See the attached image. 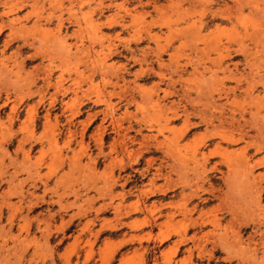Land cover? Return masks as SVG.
<instances>
[{
	"label": "rangeland",
	"instance_id": "obj_1",
	"mask_svg": "<svg viewBox=\"0 0 264 264\" xmlns=\"http://www.w3.org/2000/svg\"><path fill=\"white\" fill-rule=\"evenodd\" d=\"M261 82L264 0H0V264H264ZM219 84H238L225 111L251 112L243 139H212L194 115L168 121L172 103L192 112ZM191 203L211 222L185 230Z\"/></svg>",
	"mask_w": 264,
	"mask_h": 264
},
{
	"label": "bare ground",
	"instance_id": "obj_2",
	"mask_svg": "<svg viewBox=\"0 0 264 264\" xmlns=\"http://www.w3.org/2000/svg\"><path fill=\"white\" fill-rule=\"evenodd\" d=\"M97 28V27H96ZM239 37V36H238ZM215 45H216V43H215ZM217 47V46H216ZM216 47H215V49H216ZM228 47V46H227ZM218 50V49H217ZM228 50V49H227ZM242 50V49H241ZM225 50H223V51H219V52H224ZM226 52V51H225ZM229 55V54H228ZM221 83V82H220ZM247 84L248 85H246V89L242 92V94H243V98H244V96L245 97H248V98H250L251 97V90L254 88V84H252V83H250V81L249 82H247ZM264 84V82H261V85H263ZM219 85H221V84H219ZM238 85V84H237ZM237 85H235V87L233 88H226V87H224V85H221V86H219V87H217L218 86V84H217V86L215 87H213L212 88V90L209 92H207V93H202V94H205L207 97L205 98V95H204V98L202 97V96H199V95H201V94H199L198 93V95L196 96V98H194L192 101V103H191V105L193 106H191L193 109L191 110L192 112H190L189 110H187L188 108H186L185 107V105H183V106H180V108H179V106H178V104L179 103H170L169 105H170V116H169V118H168V121H170V122H175L177 119H179V118H183V121L184 122H186V124H187V122H189V120H191L190 119V116H192V115H194V116H197V117H199V119H200V121L199 122H203V123H207V124H210V125H212L214 128H217L216 130L215 129H213L212 127H209V128H211V131L213 132L214 130H215V132L213 133V134H210V135H212V139H218L219 140V142H223V143H226V144H234V143H236V142H238L239 140H241V139H243L244 137H245V135L247 134V131L243 128V125L246 123L245 122V114L246 113H248V112H250V111H247L246 109H243L242 110V112H239L238 113V116H239V118L237 119L236 117H235V114H234V111H238V110H234L233 111V107L231 108L232 110H229V112H227V111H225V108L227 109V107H226V101H228V99H229V97H230V95L232 94V96L231 97H235V96H237V95H235V92H234V90H235V88H238V86ZM196 90V89H195ZM184 90H182V92H183ZM203 91V90H202ZM204 92V91H203ZM169 93H173V92H168L167 94H169ZM264 93V92H263ZM165 94V93H164ZM214 94L216 95V97H214ZM182 95V94H181ZM180 95V96H181ZM223 96V97H222ZM257 96V95H256ZM263 96H264V94H263ZM182 97V96H181ZM221 97L225 100L224 102H219V100L221 99ZM257 97H259V96H257ZM261 97V96H260ZM202 98H203V100H202ZM160 99V98H159ZM235 98H233V100H234ZM218 100V101H217ZM232 99H230L229 101H231ZM232 100V101H233ZM244 100V99H243ZM182 101V100H181ZM231 101V102H232ZM172 102V101H171ZM202 102V103H201ZM262 102V100L261 99H258V101L256 102V100H255V102H254V104L256 103H261ZM199 104V103H201L200 104V109L199 108H197V107H195V105L196 104ZM238 103V102H237ZM159 104H160V102H159ZM189 104V103H188ZM229 104V103H228ZM231 105H234L235 106V104H234V102L233 103H230ZM166 105V104H165ZM164 106V105H163ZM163 106H162V108H163ZM188 106V105H187ZM237 106V105H236ZM261 107H263L264 108V102H262L261 103V105H260ZM202 107V108H201ZM242 107H243V105H242ZM261 107H259V108H261ZM169 108V107H168ZM205 108H206V110H205ZM245 108V107H244ZM248 108V107H247ZM165 109V108H164ZM229 109H230V106H229ZM235 109V108H234ZM240 109V108H239ZM263 110V109H262ZM165 111H167V110H165ZM164 111V113H166ZM206 111H207V113H208V111H209V113H208V115H209V117H207L208 115H207V113H206ZM163 112V111H162ZM251 113V112H250ZM257 113H258V110H257ZM256 113V114H257ZM262 114V113H261ZM207 115V116H206ZM249 115H252V114H249ZM258 115V114H257ZM264 115V114H263ZM263 115H261V116H263ZM165 116V115H164ZM168 116V115H167ZM252 117V116H251ZM259 117V116H258ZM260 118V117H259ZM193 119V118H192ZM195 119H197V118H195ZM240 120H243L242 121V123L240 122ZM247 120V119H246ZM261 120H263V118L261 119ZM182 121V122H183ZM196 121V120H195ZM216 122L215 123V125L214 124H212L213 122ZM88 122V121H87ZM264 122V121H263ZM193 123H194V121H193ZM250 123V122H249ZM254 123V125H252V127H257L256 125H255V122H253ZM170 124V123H169ZM189 124H191V122L189 123ZM247 124V123H246ZM245 124V125H246ZM259 125V124H258ZM248 126V125H247ZM260 126V125H259ZM258 126V127H259ZM186 127H188V126H186ZM100 128V127H99ZM249 128H250V126H249ZM252 129V128H251ZM248 130V129H247ZM253 130V129H252ZM183 131H185V130H183ZM182 131V132H183ZM120 132V131H119ZM151 132V131H150ZM253 132V131H252ZM255 132H257V131H255ZM117 133V132H116ZM153 133V132H152ZM158 133V132H157ZM211 133V132H210ZM250 133V132H249ZM248 133V135H250ZM261 133V132H260ZM263 133V132H262ZM120 134H122V133H120ZM126 133H124V135H125ZM148 134V133H147ZM159 134V133H158ZM181 134V133H180ZM254 134V133H253ZM256 134H258V135H262V134H259V132L258 133H256ZM127 135V134H126ZM149 135V134H148ZM235 135H237L238 137H236ZM117 136H119V135H117ZM140 136V135H139ZM165 136V135H164ZM252 136V135H251ZM264 136V135H263ZM262 136V137H263ZM127 137V136H126ZM146 137V136H145ZM156 137V136H155ZM163 137V136H162ZM161 137V138H162ZM168 137V136H167ZM179 137V136H178ZM211 137V136H210ZM250 137V136H249ZM248 137V138H249ZM254 137H255V135H254ZM150 138V137H149ZM157 138V137H156ZM170 138V137H169ZM169 138H165V139H169ZM177 138V137H176ZM251 138V137H250ZM259 138H261V137H259ZM122 139H124V138H122ZM121 139V140H122ZM126 139V138H125ZM127 139H128V137H127ZM141 139H143V138H141ZM153 139V138H152ZM155 139V138H154ZM175 139V138H174ZM173 139V140H174ZM262 139V138H261ZM143 140H145V138L143 139ZM156 140V139H155ZM158 140V139H157ZM177 140H179V139H177ZM177 140H174V141H177ZM251 140V139H250ZM254 140L256 141V139L254 138ZM118 141V140H117ZM141 141V140H140ZM139 141V142H140ZM162 141V140H161ZM163 141H164V139H163ZM167 141V143L169 144V142H168V140H166ZM165 141V142H166ZM174 141H172V143L174 142ZM216 141V140H215ZM214 141V142H215ZM249 141V140H248ZM247 141V142H248ZM139 142H137V144L139 143ZM141 142H143V141H141ZM164 142V143H165ZM244 142V141H243ZM250 142V141H249ZM251 142H252V140H251ZM260 142V141H259ZM126 143V142H125ZM145 143V142H144ZM148 143V142H147ZM153 143H155V141L153 142ZM217 143V145H216V148H219L220 147V143L218 144V142H216ZM215 143V144H216ZM246 143V142H245ZM256 143H258V142H255V143H253V145H255ZM162 144V143H161ZM182 144V143H181ZM181 144H175V145H181ZM243 144V143H242ZM261 144H262V142H261ZM140 145H142L141 143H140ZM152 146L154 145V144H151ZM158 143H156V148L158 147L159 149H157V150H159V151H161V145H158ZM166 145V144H165ZM173 145V144H172ZM211 145V144H210ZM262 145H264V143L262 144ZM155 146V145H154ZM160 146V147H159ZM170 146H171V144H170ZM174 146V145H173ZM248 146H250V143H249V145ZM251 146H252V143H251ZM256 146V145H255ZM260 147V143H259V145L257 144V147ZM138 147H139V144H138ZM168 147V146H167ZM224 147V146H223ZM242 147H245V144H243V146ZM241 147V148H242ZM126 148V147H125ZM149 148V147H148ZM151 148L152 147H150V150H151ZM165 148V147H164ZM184 148V147H183ZM199 148V147H198ZM202 148V147H201ZM206 148V147H205ZM208 148V147H207ZM240 148V149H241ZM254 148V147H253ZM131 149V148H130ZM134 149V148H133ZM140 149V148H139ZM144 149V148H143ZM174 149V148H173ZM181 149V148H180ZM184 149H186V148H184ZM183 149V150H184ZM215 149V148H214ZM221 149V148H220ZM224 149V148H223ZM226 149V148H225ZM245 149V148H244ZM124 150V149H123ZM135 150H136V148H135ZM141 150V149H140ZM165 150V149H164ZM219 150V149H218ZM131 151V150H130ZM175 151V150H174ZM229 151V150H228ZM235 151V150H234ZM126 152V151H125ZM132 152H134V153H137V152H135L134 150L132 151ZM157 152V151H156ZM155 152V153H156ZM163 152V151H162ZM162 152H161V154H162ZM197 152H198V150H197ZM210 152V151H209ZM140 153V152H139ZM176 153V152H175ZM200 153V152H199ZM216 153V152H215ZM227 153V152H226ZM203 154V153H202ZM212 154V153H211ZM225 154V153H224ZM228 154H230V153H228ZM233 154V153H232ZM131 154H129V156H130ZM140 155H141V153H140ZM163 156L165 155L164 153L162 154ZM168 155V154H167ZM187 155H188V153H187ZM196 155V154H195ZM215 155V154H214ZM226 155V154H225ZM234 155V154H233ZM200 156V155H199ZM207 156H208V154H207ZM207 156H204L203 155V159L204 160H202L203 162H206V161H208L210 158H208ZM223 156V155H222ZM235 156V155H234ZM263 155H261V157H262ZM131 157V156H130ZM225 156H223V158H224ZM238 157V154H237V156H236V158ZM242 157V156H241ZM167 158H168V156H167ZM197 158V157H196ZM199 158V157H198ZM202 158V157H201ZM223 158H222V160H223ZM227 158H229V157H227ZM252 158H254V157H252ZM129 159H131V158H129ZM153 160V157L152 158H150V160ZM155 159V158H154ZM161 158H159V160H160ZM169 159V158H168ZM170 159H171V157H170ZM178 159V158H177ZM184 159V161H186L185 159L186 158H183ZM213 159V158H212ZM230 159V158H229ZM229 159H228V161H229ZM232 159L233 158H231L230 159V163L232 164V162L233 161H235V160H233L232 161ZM239 159V158H238ZM251 159V158H250ZM249 159V160H250ZM199 160H200V158H199ZM221 159H219V161H220ZM240 160V159H239ZM239 160H237V161H239ZM243 160V159H242ZM263 160V159H262ZM148 161V160H147ZM146 161V162H147ZM164 160H162V162H163ZM177 161H179V159L177 160ZM183 161V162H184ZM244 161V160H243ZM174 162V161H173ZM202 162V163H203ZM247 162V161H246ZM257 162V163H256ZM255 163H253V166L255 165V167L256 166H259V165H261V164H263V162L262 161H259L258 162V159H257V161H256ZM148 163V162H147ZM150 163V162H149ZM187 163V162H186ZM188 163H189V161H188ZM195 164H196V166H197V163H198V161H195L194 162ZM208 163V162H207ZM215 163H217V162H215ZM218 163H220V162H218ZM227 163V161H225V164ZM162 164V163H161ZM168 164V163H167ZM233 164H234V162H233ZM237 164V163H236ZM150 165V164H149ZM163 165V164H162ZM161 165V166H162ZM180 165V164H179ZM200 166L202 165V164H199ZM204 165V164H203ZM210 165V164H209ZM216 164H214V168L216 167L215 166ZM227 165H229V164H227ZM245 165H247V164H245ZM150 166H152V165H150ZM160 166V165H159ZM169 167H170V165H168ZM192 166V165H191ZM199 166V167H200ZM211 166V165H210ZM209 166V167H210ZM218 166V165H217ZM231 166V165H230ZM238 166V168H239V166L242 168V167H244V165H242V161L240 162L239 161V164L237 165ZM252 166V165H251ZM253 166H252V168H251V170L253 169ZM149 167V166H148ZM157 167V166H156ZM182 167V166H181ZM184 167V166H183ZM193 167V166H192ZM208 167V168H209ZM225 167H226V165H225ZM232 167V166H231ZM235 167V166H234ZM247 167V166H246ZM246 167H244V169H243V172H244V170H245V168ZM249 167H247V170H248V168ZM260 167V166H259ZM159 168V167H158ZM158 168H156V169H158ZM201 168H202V166H201ZM208 168H206V169H208ZM237 168V167H236ZM237 168V169H238ZM249 168V169H250ZM177 169V168H176ZM187 169V167L185 168V170ZM190 169V168H189ZM192 169V168H191ZM197 169V167L195 168V170ZM212 169V168H211ZM225 169V168H224ZM223 169V170H224ZM228 169H230V168H227L226 170H228ZM159 170V169H158ZM161 170V169H160ZM171 170H172V167H171ZM177 170H179V169H177ZM194 169H192V173L195 171ZM198 170V169H197ZM202 171H203V168L201 169ZM210 170V169H209ZM220 170H222V169H220ZM226 170H224L225 171V173H226ZM230 170H232V169H230ZM235 170V169H234ZM239 170V169H238ZM247 170H245V177H246V179L247 180H249L248 178H247V174H249V173H251L252 171L251 170H249V172L248 173H246V171ZM170 170H168V172H169ZM180 171V170H179ZM181 171H182V169H181ZM180 171V172H181ZM199 172H202V171H200V170H198ZM237 171V170H236ZM251 171V172H250ZM154 172H155V170H154ZM172 172V171H171ZM218 172H219V167H218ZM230 172V171H229ZM240 172L241 171H239V174H240ZM163 173H164V171H163ZM182 173H186V172H182ZM221 173V172H220ZM231 174H232V171L230 172ZM153 174V173H152ZM202 174H204V173H202ZM211 174V173H210ZM229 174V173H228ZM233 174H234V172H233ZM238 174V171L236 172V174H234V176L233 175H230V176H233V178H234V180H235V177H236V175ZM160 175V174H159ZM186 175V174H185ZM200 175V174H199ZM241 175V174H240ZM250 175V174H249ZM253 174H251V176H252ZM152 176H154V175H152ZM180 176H183L184 177V175H182V174H180ZM180 176H178V177H180ZM226 176H227V178L229 177L227 174H226ZM242 176V175H241ZM250 176V177H251ZM264 176V175H263ZM156 177V176H155ZM161 177V176H160ZM186 177V176H185ZM184 177V178H185ZM200 177H201V175H200ZM222 177H223V174H222ZM237 177H239V176H237ZM165 178V177H164ZM188 178V177H187ZM187 178H185V180H183V179H181V182L180 183H183V181H185L184 183H185V185H187L186 184V179ZM195 178V177H194ZM206 178V177H205ZM211 178V177H210ZM210 178H208V179H210ZM262 178V177H261ZM152 179V178H151ZM153 179H154V177H153ZM196 179V178H195ZM201 179V178H200ZM202 179H204V178H202ZM213 179V178H212ZM219 179H221V177L219 178ZM224 179V180H223ZM223 179H222V181H225V177H223ZM252 179H254V177L252 178ZM263 179V178H262ZM168 180V179H167ZM167 180L165 179V181L167 182ZM170 180V179H169ZM168 180V181H169ZM232 179H230V180H228L229 182H230V184H231V186H232V181H231ZM237 180H240V179H237ZM242 180V179H241ZM259 180V179H258ZM257 180V181H258ZM152 181V180H151ZM171 182H172V180H170ZM178 181V180H177ZM215 181V180H214ZM125 182V181H124ZM176 182V181H175ZM191 182H193V181H191ZM190 182V183H191ZM196 182V181H195ZM194 182V183H195ZM201 182V181H200ZM255 182V181H254ZM264 182V181H263ZM180 183H178L179 185H180ZM224 183V182H223ZM236 184H238L239 183V181H238V183H237V181L235 182ZM230 184H227L226 183V185L227 186H230ZM246 184H247V186H249V184L250 183H247L246 182ZM252 184V185H251ZM251 187H254V189H255V187H257V186H255L256 185V183H255V185L253 186V182H251ZM171 185V184H170ZM172 185L174 186V185H176V183L174 184L173 182H172ZM171 185V188L173 187ZM189 185V184H188ZM194 185H196V184H193V186ZM198 185V184H197ZM211 185V184H210ZM235 185V184H234ZM191 187V189H192V191L190 192V190L189 191H187L186 193L184 192L183 193V196H184V194H187V193H189L190 192V194H191V196L193 195H195V194H193L197 189L196 188H198L199 187V189H200V186H196V188L195 187ZM230 186V189L233 187H231ZM240 186V185H239ZM204 187V186H203ZM202 187V188H203ZM210 187V186H209ZM208 187V190H210L211 188H213L212 186H211V188H209ZM242 187V186H241ZM243 187H244V185H243ZM242 187V188H243ZM201 188V190H203ZM215 188H216V186H215ZM235 188V187H234ZM233 188V189H234ZM259 188V187H258ZM196 189V190H195ZM244 190H245V188H243ZM260 189V188H259ZM194 190V191H193ZM205 190H206V188H205ZM208 190H206L207 192H208ZM212 190V189H211ZM214 190V189H213ZM237 190V189H236ZM240 190H242V189H240ZM251 190V189H250ZM261 190V189H260ZM205 191V192H206ZM215 191V190H214ZM243 191V190H242ZM175 192V191H174ZM199 192V191H198ZM201 192V191H200ZM232 192H234V191H232ZM239 192V191H238ZM248 192V191H247ZM250 192V191H249ZM255 192V191H254ZM253 192V189H252V193H254ZM217 193V192H216ZM263 193V192H262ZM210 194H211V192H210ZM248 194H250V193H248ZM258 194H259V192H258ZM187 195H189V194H187ZM207 195V194H206ZM209 195V194H208ZM221 195V194H220ZM229 195V194H228ZM252 195V194H251ZM254 195V194H253ZM179 196H181V195H179ZM198 196V195H197ZM215 197H217V195H214ZM224 196V198L226 197L225 195H223ZM186 197H188V196H185L184 197V199H186ZM195 197V196H194ZM200 197V196H199ZM207 197V196H206ZM209 197H210V195H209ZM231 198V196L229 195L228 196V198ZM235 197V196H234ZM254 197V196H253ZM258 197V196H257ZM181 198H183L182 196H181ZM191 198V197H190ZM197 198V197H196ZM203 198V197H202ZM223 198V197H222ZM221 198V199H222ZM227 198V199H228ZM250 198H252V196H250ZM256 198V197H255ZM260 198V197H259ZM188 199H189V197H188ZM187 199V200H188ZM226 199V198H225ZM244 199V198H243ZM258 199V198H257ZM210 200V199H209ZM209 200H207V201H209ZM220 200V199H219ZM224 200V199H223ZM202 201H203V199H202ZM225 201H228L227 202V204H229L230 202L229 201H232V200H225ZM234 201H236V200H234ZM248 201V200H247ZM257 201V200H256ZM204 202H206V200L204 201ZM245 202H246V200H245ZM251 202H252V200H251ZM168 203H170V202H168ZM221 203H223L222 202V200H221ZM226 203V202H225ZM225 203H223V204H225ZM231 203H234L233 201L231 202ZM192 204V203H191ZM194 204V203H193ZM192 204V206L190 207V209H184V210H180V212L178 213L177 211L181 208H179V209H177V211H176V213H178V215H181L182 216V218H184V219H186V220H182L181 219V222L182 221H186V224H185V230H187V228H189V226H192V227H199V229L200 228H202L204 225H206L207 223H210L211 222V219H210V222H208L206 219H204L203 218V214L200 212L197 216H194L193 217V213H195V211H196V208H197V206L198 205H196V204H194L193 205ZM254 204V203H253ZM200 205V204H199ZM207 205V204H206ZM232 205V204H231ZM234 205V204H233ZM173 206H174V204H173ZM186 206V205H185ZM188 206V205H187ZM219 206V205H218ZM221 206V205H220ZM238 206V205H237ZM256 206H258V203H257V205ZM213 207V206H212ZM215 208H213V210L214 211H217V209L218 208H216L217 206H214ZM228 207V206H227ZM231 207H233V206H231ZM231 207L229 208V209H231ZM235 207V206H234ZM233 207V208H234ZM204 208V207H203ZM225 208H226V204H225ZM236 208V207H235ZM239 208H240V205H239ZM202 209V208H201ZM208 210L207 211H209V208H207ZM211 209V208H210ZM216 209V210H215ZM222 209V208H221ZM223 209H224V205H223ZM256 210L258 209V207L257 208H255ZM259 209H261L260 207H259ZM213 210H210V212H214ZM227 210H228V208H227ZM232 210V209H231ZM235 210V209H234ZM238 210V209H237ZM203 211H204V209H203ZM206 211V210H205ZM233 211V210H232ZM255 211V210H254ZM262 211V210H261ZM260 211V212H261ZM227 212H229V211H227ZM236 212V211H235ZM256 212V211H255ZM258 212V211H257ZM256 212V213H257ZM205 213V212H204ZM231 213H234V212H231ZM244 213V212H243ZM169 213H167V215H168ZM173 214H174V212H173ZM218 214V213H217ZM228 214V213H227ZM235 214H238V213H235ZM231 215V214H230ZM239 215V214H238ZM244 214H242L241 216H243ZM171 216H172V218L174 217L172 214H171ZM205 216V215H204ZM212 217L214 216V213H213V215H211ZM216 216H218V215H216ZM235 216H237V215H235ZM235 216H233V219H229L230 221H232V220H234V218H235ZM240 216V215H239ZM238 216V217H239ZM262 216V215H261ZM261 216H258V217H261ZM207 217V216H206ZM211 217V218H212ZM244 217L246 218V216L244 215ZM243 217V218H244ZM257 217V218H258ZM263 217V216H262ZM261 217V218H262ZM172 218H170V219H172ZM208 218H210V217H208ZM243 218H241L239 221L240 222H242L241 220L243 219ZM260 218V219H261ZM259 219V220H260ZM174 220V219H173ZM179 220L180 219H178V222H179ZM218 220V219H217ZM170 221H172V220H170ZM243 221H245V220H243ZM247 221V220H246ZM261 221H264L263 219L261 220ZM145 222H147V221H145ZM177 222V221H176ZM181 222H179L178 223V227H176V228H178V231L177 232H179L180 230H179V228L181 227V226H179V224L180 225H182V223ZM183 222V223H184ZM220 222V221H219ZM218 222V223H219ZM228 222V221H227ZM235 222H236V219H235ZM240 222H239V224H240ZM144 222H142L141 224H143ZM153 223V222H152ZM216 223V222H215ZM228 223H230V222H228ZM233 223V222H232ZM231 223V224H232ZM237 223V222H236ZM257 223V222H256ZM258 223H259V221H258ZM257 223V224H258ZM260 224V223H259ZM145 225V224H144ZM176 226H177V224H175ZM216 225V224H215ZM214 225V226H215ZM242 225V224H241ZM220 226V225H219ZM233 226V225H232ZM232 226L230 227V230H232ZM246 226V225H245ZM254 226H255V224H254ZM206 227V226H205ZM213 227V226H212ZM228 227V226H227ZM234 227V226H233ZM248 227V226H247ZM263 227H264V225H263ZM235 228V227H234ZM241 228V227H240ZM181 229H183L184 230V226H182V228ZM197 229V228H196ZM211 230H214V229H212L211 228ZM215 230H217V229H215ZM225 230V229H224ZM195 231V230H194ZM181 232H182V230H181ZM186 232V231H185ZM210 232V231H209ZM222 232V231H221ZM224 232V231H223ZM257 233H258V231H256ZM260 232V231H259ZM231 233V232H230ZM239 233H240V231H239ZM254 233H255V231H254ZM178 234V233H177ZM180 234H183L184 235V232L183 233H180ZM180 234H178V235H180ZM210 234H212L211 232H210ZM215 234V233H214ZM219 234V233H218ZM221 234V233H220ZM226 233L224 232V235H225ZM237 234V233H236ZM259 234V233H258ZM261 234V233H260ZM259 234V235H260ZM189 235H191V234H189ZM193 235V234H192ZM215 235H217V233L215 234ZM223 235V234H222Z\"/></svg>",
	"mask_w": 264,
	"mask_h": 264
},
{
	"label": "crops",
	"instance_id": "obj_3",
	"mask_svg": "<svg viewBox=\"0 0 264 264\" xmlns=\"http://www.w3.org/2000/svg\"><path fill=\"white\" fill-rule=\"evenodd\" d=\"M7 51H9V49H8ZM123 203L126 204V202H123ZM127 203H128V202H127ZM135 215H137V216L139 215V217H143V216H144L143 213L131 214L130 217H125V218H123L122 221H123L124 223H128V222L131 221L132 219L138 218V217L135 216ZM110 216H112V215L110 214ZM110 216H108V217H110ZM149 230H150L149 228H144L142 231H129V230H126V231L122 232V235H123V234H126V235H131V234H134V235H140V234H142V233H144V232H148ZM154 233H155V232H154Z\"/></svg>",
	"mask_w": 264,
	"mask_h": 264
}]
</instances>
